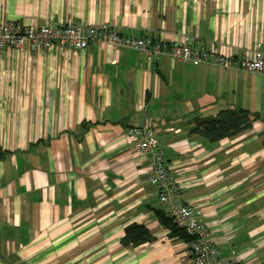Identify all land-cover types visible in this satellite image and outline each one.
Segmentation results:
<instances>
[{"label": "crops", "instance_id": "obj_1", "mask_svg": "<svg viewBox=\"0 0 264 264\" xmlns=\"http://www.w3.org/2000/svg\"><path fill=\"white\" fill-rule=\"evenodd\" d=\"M107 25L240 60L264 53V0H0V21ZM247 110L253 127L209 140L197 118ZM152 127L223 264H264V75L137 49L0 50V264H194L162 224L150 160L129 127ZM140 223L154 240L125 247Z\"/></svg>", "mask_w": 264, "mask_h": 264}, {"label": "built area", "instance_id": "obj_2", "mask_svg": "<svg viewBox=\"0 0 264 264\" xmlns=\"http://www.w3.org/2000/svg\"><path fill=\"white\" fill-rule=\"evenodd\" d=\"M25 41H28L33 51L57 47L77 52L92 44L115 49L130 47L140 51L147 60L168 55L195 65L214 64L264 75V53L260 51L236 60L216 49L194 45L190 39L168 42L164 39L123 35L107 25L50 23L37 26L18 20L0 21V50L21 47ZM127 134L137 141L142 154L150 160L148 179L158 190L163 212L184 227L192 237L187 245L191 250L193 263L223 264L221 251L211 238L208 224L200 219L201 212L183 199L181 183L164 161V152L158 143L156 131L145 125L129 127ZM2 200L0 186V206Z\"/></svg>", "mask_w": 264, "mask_h": 264}, {"label": "trees", "instance_id": "obj_3", "mask_svg": "<svg viewBox=\"0 0 264 264\" xmlns=\"http://www.w3.org/2000/svg\"><path fill=\"white\" fill-rule=\"evenodd\" d=\"M255 116L247 110L233 108L222 109L215 118L205 120L197 118L192 133H198L209 140H220L227 137H234L241 132L253 127ZM0 146V156H2ZM159 219L169 229V236L173 239H180L186 242L192 241V237L184 227L177 224L173 218L165 213L158 212ZM153 233L144 224L137 222L129 224L125 228L124 236L121 239L125 247H137L145 242L154 240Z\"/></svg>", "mask_w": 264, "mask_h": 264}]
</instances>
